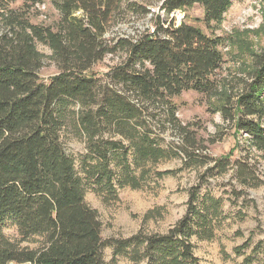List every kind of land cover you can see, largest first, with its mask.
<instances>
[{"label":"trees","instance_id":"trees-1","mask_svg":"<svg viewBox=\"0 0 264 264\" xmlns=\"http://www.w3.org/2000/svg\"><path fill=\"white\" fill-rule=\"evenodd\" d=\"M235 1L0 0V264H106L108 245L114 259L124 256L132 264H201L193 240L214 238L224 205L200 194L207 174L166 234L140 231L106 243L98 213L85 197L91 188L115 196L117 189L138 188L147 177L145 165L169 153L156 132L167 124L184 139L175 155L196 147L173 102L183 92L220 100L223 121L264 160V50L254 53L251 70L230 89L217 75L226 38L171 20L172 13L199 5L205 25H218ZM47 4L59 15L55 26L33 23L32 10ZM153 4L157 15L148 9ZM130 13L155 16V26L134 38H107L111 26ZM108 56L120 62L98 77L93 67ZM47 61L58 73L45 81ZM69 128L86 140L80 169L64 146ZM223 160L208 175L226 174L231 158ZM136 169L144 171L141 177L133 175ZM6 223L18 228L21 241L5 236ZM32 238L42 240L38 249L21 246Z\"/></svg>","mask_w":264,"mask_h":264},{"label":"rangeland","instance_id":"rangeland-1","mask_svg":"<svg viewBox=\"0 0 264 264\" xmlns=\"http://www.w3.org/2000/svg\"><path fill=\"white\" fill-rule=\"evenodd\" d=\"M128 1L131 2L125 0ZM233 4L222 22L211 27L203 22L204 10L199 5L187 11L180 10L177 18H171L175 24L186 21L199 27L207 36L214 34L226 38V45L221 49L225 55L224 67L217 75L228 83L230 89L236 86L239 75L251 70L254 53L264 50V3L237 0ZM148 9L157 15L159 7L153 4ZM58 19L57 11L48 4L32 10L35 24L55 26ZM163 19H166L165 15ZM154 21L155 16L150 14L130 13L111 26L106 37L112 39L121 35L134 38L153 28ZM40 51L50 55L46 47L41 46ZM119 62V56H108L93 67V72L102 78L109 68ZM57 73L54 65L47 61L41 70V79L47 81ZM173 102L179 122L191 127L198 144L190 148L187 155H175L184 146V139L172 125L167 124L164 132L160 129L156 132L161 134L163 147L169 153L158 163L145 165L147 177L145 181L141 180L138 188L126 186L117 189L116 196L97 188L88 190L85 202L98 213L104 242L130 238L140 231L166 234L185 214L190 190L202 184L200 176L207 174V183L201 187L200 194L220 198L224 205L221 218L214 221V238L193 240L201 264H249L247 259L250 258L253 261L251 264H264V160L258 152L249 150L246 136L236 135L231 126L223 121L217 111L222 105L220 100L194 91L183 92ZM76 134L73 128H69L64 146L80 169L79 160L87 153V146L86 140ZM124 144L129 146L126 141ZM227 157L231 160L226 174L216 172L208 175V170L216 162H226L223 159ZM166 171L174 174L163 178L156 176ZM142 172V169H136L133 175L141 177ZM3 232L13 242L22 240L18 228L10 223H6ZM41 241L40 238H32L21 242V246L38 249ZM259 242H263V250L254 254L253 250ZM246 243H249L248 248L237 253L236 250ZM103 251L106 264H132L124 256L114 259L113 248L109 245Z\"/></svg>","mask_w":264,"mask_h":264},{"label":"built area","instance_id":"built-area-1","mask_svg":"<svg viewBox=\"0 0 264 264\" xmlns=\"http://www.w3.org/2000/svg\"><path fill=\"white\" fill-rule=\"evenodd\" d=\"M155 12V11H154ZM157 12H159V10L157 11ZM179 12H181L180 10H178L177 12H174V13H172V15H171V18H177L176 17V15H177V13H179ZM180 19V18H179ZM177 25H180V24H177Z\"/></svg>","mask_w":264,"mask_h":264}]
</instances>
